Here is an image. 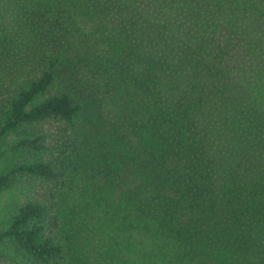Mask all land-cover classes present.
<instances>
[{"label":"trees","instance_id":"obj_1","mask_svg":"<svg viewBox=\"0 0 264 264\" xmlns=\"http://www.w3.org/2000/svg\"><path fill=\"white\" fill-rule=\"evenodd\" d=\"M6 4L0 264H264V0Z\"/></svg>","mask_w":264,"mask_h":264},{"label":"rangeland","instance_id":"obj_2","mask_svg":"<svg viewBox=\"0 0 264 264\" xmlns=\"http://www.w3.org/2000/svg\"><path fill=\"white\" fill-rule=\"evenodd\" d=\"M10 5V4H9ZM8 4L6 5H0V15H4L7 10L9 9ZM114 107L113 103L110 102L109 98L106 104V110L107 111H112V108Z\"/></svg>","mask_w":264,"mask_h":264}]
</instances>
